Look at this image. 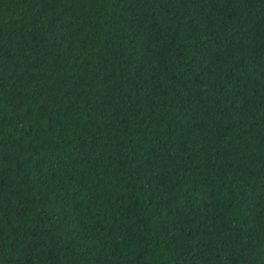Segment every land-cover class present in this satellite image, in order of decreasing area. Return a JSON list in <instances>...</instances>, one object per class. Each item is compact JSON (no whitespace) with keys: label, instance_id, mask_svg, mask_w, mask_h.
Wrapping results in <instances>:
<instances>
[{"label":"trees","instance_id":"1","mask_svg":"<svg viewBox=\"0 0 264 264\" xmlns=\"http://www.w3.org/2000/svg\"><path fill=\"white\" fill-rule=\"evenodd\" d=\"M0 264H264V0H0Z\"/></svg>","mask_w":264,"mask_h":264}]
</instances>
